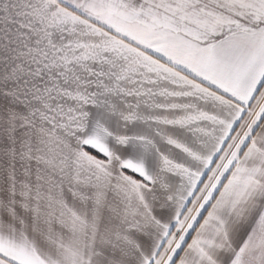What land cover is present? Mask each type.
Listing matches in <instances>:
<instances>
[{"label":"snow or ice","instance_id":"6c2138e0","mask_svg":"<svg viewBox=\"0 0 264 264\" xmlns=\"http://www.w3.org/2000/svg\"><path fill=\"white\" fill-rule=\"evenodd\" d=\"M0 264H264V0H0Z\"/></svg>","mask_w":264,"mask_h":264}]
</instances>
